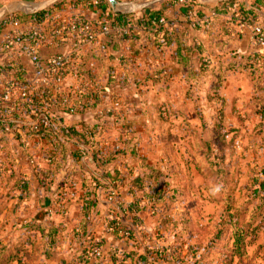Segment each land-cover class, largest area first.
<instances>
[{
  "label": "rangeland",
  "instance_id": "rangeland-1",
  "mask_svg": "<svg viewBox=\"0 0 264 264\" xmlns=\"http://www.w3.org/2000/svg\"><path fill=\"white\" fill-rule=\"evenodd\" d=\"M253 3L241 1L218 11L233 20ZM150 26L139 39L131 33L126 39L122 52L132 55L130 61L123 56L105 67L101 55L97 64H87L80 54L82 77L96 89L89 96L71 95L84 105L64 115L68 123L72 115L87 116L80 126L89 121L87 131H93L91 141H71L69 149L85 153L99 146L115 153L117 165L143 175L149 203L127 219L122 210L123 199L131 201L127 190L118 185L110 199L95 190L92 173L68 170L74 161L55 175L57 191L47 195L38 190L25 198L11 184L33 175L51 144L30 140L24 148L15 137L0 139V264H264V122L259 115L245 119L249 109H241L252 96L246 71L228 74L221 94L213 89L212 68L223 56L227 63L235 46L226 42L221 47L211 28H200L201 46L183 43L200 46L201 60L183 68L173 60L176 48L167 44V32L156 38ZM237 28L240 37L248 33L246 27ZM232 29L231 37L236 36ZM194 31L191 36L198 37ZM123 61L128 73L121 68ZM202 64L203 72L197 71ZM120 70L125 74L116 79ZM121 151L126 154L119 155ZM90 155L82 161L94 170ZM94 191L102 196L86 220L77 206L91 200L87 195ZM45 199L50 201L47 216L39 222L36 216ZM126 223L132 232L119 227ZM45 224L59 229L53 250L46 249ZM83 240L88 255L82 251ZM110 253L117 258L111 260Z\"/></svg>",
  "mask_w": 264,
  "mask_h": 264
},
{
  "label": "built area",
  "instance_id": "built-area-1",
  "mask_svg": "<svg viewBox=\"0 0 264 264\" xmlns=\"http://www.w3.org/2000/svg\"><path fill=\"white\" fill-rule=\"evenodd\" d=\"M100 2L92 0L95 7L101 5ZM178 2L195 5L193 0ZM192 13L194 11H190L189 16L195 18ZM218 14L216 9L209 11L201 22L195 21L193 24L208 29ZM44 18L46 23L26 31H19L20 22L17 19H6L0 23V29L3 30L0 55L9 61V76L0 85V139L11 140L15 137L24 148L28 141L38 139L61 140L66 147L72 142L74 144L69 130L71 125L65 122L64 115L76 113L84 101L71 100L70 97L77 94L89 96L96 89L90 80L82 77L83 73L79 70L80 54L93 46L106 51L108 46L103 39L112 32L125 39L132 36L128 24H117L110 11L102 13L97 26L85 19L63 20L48 13ZM248 24L245 21L241 23L244 27H250L251 46L264 58L263 26ZM151 25L166 29L167 19L162 17ZM9 26L10 29H7ZM61 43L67 46L66 51L47 57L40 55L42 47L61 46ZM15 57L26 59L31 66V73L24 70L16 73L12 67ZM56 158L55 145L51 144L39 166L51 165Z\"/></svg>",
  "mask_w": 264,
  "mask_h": 264
},
{
  "label": "trees",
  "instance_id": "trees-1",
  "mask_svg": "<svg viewBox=\"0 0 264 264\" xmlns=\"http://www.w3.org/2000/svg\"><path fill=\"white\" fill-rule=\"evenodd\" d=\"M176 1V0H171ZM178 1V0H177ZM254 1V5L251 7H246L241 12L242 20L246 23L253 24V22L259 21L261 17L264 18V0H252ZM105 3V2H104ZM238 2L234 3H227V4H219V7H227L228 5H235ZM106 6V4H104ZM180 7L176 10L181 15H187L188 12L194 11L197 15L201 16L197 17L198 19L202 20V18L205 16L198 10L199 4L195 5H189V4H179ZM61 7V3H57L52 8L38 12L33 15V18H40L43 17L45 14L51 12L54 9H58ZM60 11V10H59ZM163 15L162 12H156L151 11L150 9H147L146 11V17L149 21H155L158 22L160 17ZM112 16L114 20L117 23H121L125 21V19L128 17L127 14H113ZM203 16V17H202ZM264 20V19H263ZM201 22V21H200ZM149 23L145 22V25L148 26ZM212 27V24H210ZM195 25L190 23V29H193ZM209 27V28H211ZM197 28V27H196ZM160 32L166 33L167 32V44L175 46L176 50V59L177 63L179 65L187 66L188 63H191V66H194V60L195 58H198L197 56L201 55L203 50L201 49V45L199 47L193 48H187L183 43V37L186 35L187 30L183 29H176L172 31L171 33L168 32V30L164 28H158L157 29ZM211 30V29H210ZM263 30H264V21H263ZM156 46V43H154ZM163 45L158 44L156 47L160 48ZM189 50V52L187 51ZM196 51V53H195ZM186 52H188L186 54ZM186 55H183V54ZM195 53V54H194ZM197 55V56H195ZM201 60V58L199 59ZM227 60V59H226ZM225 60V61H226ZM225 61L218 62V65L215 68H212L211 72L214 75V78L216 79V83L213 85V89L216 90V92L219 94L220 89L222 88L223 81H224V73L229 71H246L248 76L250 77L253 85L254 90V96L253 98L246 104L243 105V109L248 108V111L244 112L245 119H249L253 115H259L260 120L264 122V58L260 57L258 53H256L254 50L250 53L246 54H235L233 53L232 56H230L229 61L227 63H224ZM124 65L121 66L127 73L130 69L128 65L125 64V62H122ZM131 63V62H130ZM124 66V67H123ZM204 64L200 66V69H197V71L203 72ZM106 67V66H105ZM193 68V67H192ZM191 69V68H189ZM112 68H109V71H111ZM192 70V69H191ZM214 72V73H213ZM113 76V74H109ZM223 78V79H221ZM176 116L177 114L174 113ZM239 120V118H238ZM69 130L71 133V136L76 140L78 144L85 143V140H92V132H90V135H88V131L85 129L83 133L76 131V128L74 126H69ZM50 144L55 145V150L57 151V159L54 161L48 168H38L33 172V175H24L22 179H17L16 183L11 184V190L16 192L20 191L23 192L25 198L31 199L34 195V191H41L43 190L45 194L51 195L57 189L59 188V183L54 181L55 175L60 171H67L68 169L67 165L69 161H80L82 157L87 152H82V150L77 149V152H74L73 149H69L64 145V141L61 140H46ZM92 145V144H90ZM76 149V148H75ZM126 153L121 151L119 152V155H125ZM127 156H132L131 153H129ZM92 161L96 164L97 167L100 166L101 171L99 174H93L95 176L94 184H96L95 190L100 189L103 194L108 196L110 199L113 197V192L115 189L118 188V185L122 188H126L127 195L130 197L131 201L127 202L125 199H123L122 202V210L123 213L126 215L127 219L129 217L131 218L134 213L139 212V206L141 204H147L150 201V196L146 193V185L142 181L145 179L142 176L135 174L133 171V168H131L129 165L123 164L117 165V159L115 153H111L108 149L102 150L99 146L93 147L92 152ZM34 168V167H33ZM26 169V168H25ZM35 169V168H34ZM20 170V169H19ZM15 172V171H14ZM17 173V172H16ZM19 173L16 174L17 177H19ZM150 186V184L148 185ZM263 188H264V182H263ZM88 194V193H87ZM94 193H90V195ZM90 195L88 194L87 197ZM24 199V198H23ZM22 200V199H21ZM50 201L48 199H45V203L42 207L39 208V212L37 213L36 219L39 222H43L45 220V217L47 216V211L45 210V207L47 206ZM69 204V203H68ZM97 201L95 199H91L89 201H85L83 204L78 203L77 210H82V216L86 219H90V210H96ZM58 227V226H57ZM53 224H45L44 225V237L46 238L45 245L47 250H53L57 241V233H59V229ZM119 227L123 228L124 232H132L130 229V226L128 223L124 225H119ZM42 231V230H41ZM84 246V247H83ZM82 251L87 250V255L89 254V247L86 246L85 241L83 240L82 243ZM111 260L117 258L116 253H110Z\"/></svg>",
  "mask_w": 264,
  "mask_h": 264
},
{
  "label": "crops",
  "instance_id": "crops-1",
  "mask_svg": "<svg viewBox=\"0 0 264 264\" xmlns=\"http://www.w3.org/2000/svg\"><path fill=\"white\" fill-rule=\"evenodd\" d=\"M48 1H50V0H0V23L6 19H17L20 22L19 31H26L30 28H34V26L35 27L41 26L43 23L47 22L44 18L45 15L43 17L38 18V19L33 18V15L38 13L37 11H39V9ZM118 1H120V0H118ZM200 1L206 2L207 0H197V3H195V4H199L198 10L200 12H202V14L205 15L204 17L202 16L203 17L202 19L207 17V13L209 11H212L215 9L217 11H218V9L220 11H222V9H224V7H219V4H217V5L209 4V5L203 7L199 3ZM135 2H140V1H135ZM57 3H61V7L58 9L52 10L48 14H50L52 17H57V18L63 19V20H67V19H71V18L85 19V20L92 22L94 25L97 26L99 20L101 19L102 13L104 11H110L111 16H112L111 9L108 7V5L106 3H104L103 0H101V2H100L101 5H99L98 7H95L93 5L92 0H59L54 5H56ZM122 3H125V1ZM148 3H151V4L141 11H138L136 13H125L128 15V17L125 19V21L121 22L120 24L114 20L113 16H112V19L117 24H119L120 26L128 24L130 31L133 34V36L135 38H138V36H140L143 33L142 29L144 27L150 26L153 23L152 20L149 21L148 18L146 17L147 9H150L151 11L162 12L163 15L160 18L165 17L167 19L166 30H168V32L171 33L172 31H174L176 29H181V30L186 29L187 32H186V35H184V37H183V42H186V43L187 42L188 43L194 42L193 44H198V45L200 44L201 45V41L203 40V39H201V37L203 36L201 34L202 30H200L201 27L194 24L195 28L197 27L196 28L197 31H194V32H197L196 34H198V37L196 35H195V37H192L191 33H192L193 29H190V23L192 24L195 21H201L200 19L197 18L198 16L200 17L201 14L197 15V17H196V13L195 12H194V14L192 13V15L195 16V18L190 17L189 12L187 13V15L179 14L176 11L178 9V7H180V5H179L180 3L177 0L176 1L159 0L156 2H148ZM104 4H106V6ZM54 5H51L46 10L52 8ZM46 10H44V11H46ZM263 19L264 18L261 17L259 19V21L253 22V23L261 24L260 22L263 23V21H264ZM213 20L214 21H211V24H212L211 30L215 33L216 39H218L220 42L223 43V44H221V47L223 45H225L226 42H229V43L234 44V46H235L234 49L231 51V53L239 54V52L242 51V52H245L242 54H246L249 52L251 53L253 51V47L251 46V43H250L251 32L249 33V31L246 29L248 27L244 28V26L239 24L241 22V12L240 11H238L234 15L233 20L229 19L227 16L222 15L220 13ZM145 22L149 23L148 26L145 25ZM234 23L237 25L234 26ZM216 27L219 30H216ZM237 27H240L241 29L244 28V30L247 31L248 33L244 32V34L245 33H247V34L242 35L240 37L237 34L238 33L237 31H239ZM232 28H235V31H236L235 32L236 36H233V37H231L232 36L231 32L233 30ZM7 29H10V26L7 27ZM150 29H153L156 38L161 35V32L157 30L158 27L151 25ZM2 32H3V30L0 29V45L2 42V34H3ZM144 36H145V34H144ZM144 36H142V37L144 38ZM103 42L106 43L108 46L106 51H101L97 46H93L90 49L88 48V49L83 50V51L81 50L82 54H84V57H82V60L84 58L86 63L90 62V60H91L93 62L95 61V63L97 64V62L100 61L98 59L99 55H101L102 56L101 60L103 61L105 66H106V64H109L108 62H115L116 63V61L124 60L125 58H123V59L121 58L123 56H128L129 61L131 60L132 55H130L129 53L125 52L126 55H123L122 49L126 45V39L123 38L122 36L118 35L115 32H112L110 34V36L103 39ZM66 48H67V46L64 44H62L61 46H45V47H42L40 49V55L42 57H47L49 55L62 53L64 51H66ZM183 55H185V53ZM197 57L198 58L195 59V62L193 64L200 61L199 59L201 58V55H199ZM173 60L177 62L176 57L175 58L173 57ZM224 60H225V56H223V58H220L221 62ZM8 62L9 61L4 60L3 56L0 55V85L9 76L8 72H7L8 67H9ZM176 64H178V63H176ZM12 67H13L14 71H16V73H18L20 70H24L28 74L31 73V66L29 65L28 61L22 57H15V59L13 60ZM119 73H122V74H119ZM238 73H240V72L239 71L225 72L223 74L224 80L228 74H238ZM124 74H125V72L120 70L114 76L117 79V78H119V76L124 75ZM90 79H92V78H90ZM250 81H251V79H250ZM224 83L225 82L223 81L222 88L220 89V94H221V90L224 87ZM251 88H252V96H250L248 99H246V101L244 102L245 104L248 103L254 96L252 81H251ZM232 102H234V101H232ZM244 103L242 105H244ZM242 105H241V109L243 108ZM235 106H236V101H235ZM235 108L238 109L237 107H235ZM89 114H92V113H89ZM73 116H75V117L73 118V120L70 123H68L67 121H65V122L71 126H74L76 128V131H78V133L79 132L83 133L85 131V129L86 130L88 129L89 121L86 123V125H84L85 126L84 128H81V126H80V124H83L85 121L84 117H87V116H84L83 114H81V119H78L77 115H72V117ZM90 132L88 131V135H90ZM88 149H90V152ZM92 152H93V147L87 148L88 157L91 153L90 162L92 164L91 166L94 167V170L89 169L90 166L88 164H84L82 159L80 161L76 160V161L72 162L70 169H68V170H72L73 172L78 170L82 173L88 172V173H92V175L94 173L99 174L100 172H102L100 166L97 167L96 164L92 161ZM49 166L50 165H40L39 167L46 169ZM101 196H102L101 194H97V193H95V195H93V194L90 195V197L92 199H95L97 201V203H98V198L99 197L101 198Z\"/></svg>",
  "mask_w": 264,
  "mask_h": 264
},
{
  "label": "water",
  "instance_id": "water-1",
  "mask_svg": "<svg viewBox=\"0 0 264 264\" xmlns=\"http://www.w3.org/2000/svg\"><path fill=\"white\" fill-rule=\"evenodd\" d=\"M59 0H50L45 3L37 12H41L46 10L51 5H54ZM109 5L112 13L114 14H125V13H136L148 7L151 3L141 4L140 2H131V3H122L118 0H105ZM241 1H248V0H207L206 2L200 1L201 6H207L209 4H227V3H234V2H241Z\"/></svg>",
  "mask_w": 264,
  "mask_h": 264
}]
</instances>
